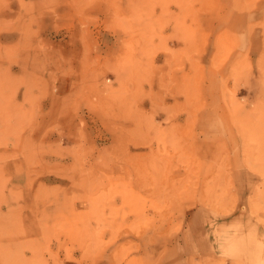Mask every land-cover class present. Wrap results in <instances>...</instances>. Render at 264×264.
I'll return each mask as SVG.
<instances>
[{
    "label": "rangeland",
    "instance_id": "1",
    "mask_svg": "<svg viewBox=\"0 0 264 264\" xmlns=\"http://www.w3.org/2000/svg\"><path fill=\"white\" fill-rule=\"evenodd\" d=\"M0 199V264H264V0H0Z\"/></svg>",
    "mask_w": 264,
    "mask_h": 264
},
{
    "label": "crops",
    "instance_id": "2",
    "mask_svg": "<svg viewBox=\"0 0 264 264\" xmlns=\"http://www.w3.org/2000/svg\"><path fill=\"white\" fill-rule=\"evenodd\" d=\"M161 259V262L163 260V257L160 258ZM178 261V260H177ZM162 264V263H161ZM175 264H181V262H176Z\"/></svg>",
    "mask_w": 264,
    "mask_h": 264
},
{
    "label": "bare ground",
    "instance_id": "3",
    "mask_svg": "<svg viewBox=\"0 0 264 264\" xmlns=\"http://www.w3.org/2000/svg\"><path fill=\"white\" fill-rule=\"evenodd\" d=\"M1 200V199H0ZM3 200V199H2ZM12 233V232H11ZM32 253V252H31ZM8 256V255H7ZM13 257V256H12ZM10 261V260H9ZM11 263V262H10Z\"/></svg>",
    "mask_w": 264,
    "mask_h": 264
}]
</instances>
